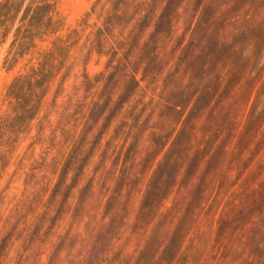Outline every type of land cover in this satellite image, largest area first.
Wrapping results in <instances>:
<instances>
[{
  "label": "rangeland",
  "instance_id": "1",
  "mask_svg": "<svg viewBox=\"0 0 264 264\" xmlns=\"http://www.w3.org/2000/svg\"><path fill=\"white\" fill-rule=\"evenodd\" d=\"M94 1L58 0L61 33ZM169 13L159 35L145 32L155 53L140 87L88 161L48 129L42 144L20 142L0 186L26 150L24 169L35 173L24 192L26 174L10 178L0 264H264V0H171ZM208 21L211 60L202 50ZM10 39L0 48V94L27 60L3 67ZM136 55L116 74L119 92ZM106 58L94 54L86 69L100 72ZM194 95L164 145L175 103Z\"/></svg>",
  "mask_w": 264,
  "mask_h": 264
},
{
  "label": "trees",
  "instance_id": "2",
  "mask_svg": "<svg viewBox=\"0 0 264 264\" xmlns=\"http://www.w3.org/2000/svg\"><path fill=\"white\" fill-rule=\"evenodd\" d=\"M170 6L171 0H95L73 27L61 33L58 0H0V48L11 34L3 67L14 69L27 59L0 94V183L20 142L29 136L33 138L29 146L42 144L39 139L44 137L46 129L54 143L71 144L72 149L87 151V161L90 159L120 110L140 87L146 69L144 63L155 53L154 49L143 46L144 34L152 26L151 31L159 35L169 19ZM208 24L202 50L211 60L218 45L210 40L213 27L210 21ZM135 52L137 66L126 69L128 77L119 92L116 74L124 59ZM94 54L107 58L104 69L92 74L86 68ZM76 68H81V72L74 73L68 83ZM109 74L112 75L108 80ZM219 83L217 79L208 89L217 91ZM239 87L243 92L247 84L241 83ZM197 98L194 95L186 103H175L173 115L163 124L167 131L172 128L164 145L177 124L195 107ZM33 127L35 133L31 134ZM26 151L14 162L10 174V178L18 172L26 174L23 192L27 176L35 173L30 172L32 166L31 170L24 169L27 165L24 160H30ZM10 178L0 186V230L5 222L1 213ZM15 209L17 205L13 204L8 215Z\"/></svg>",
  "mask_w": 264,
  "mask_h": 264
}]
</instances>
